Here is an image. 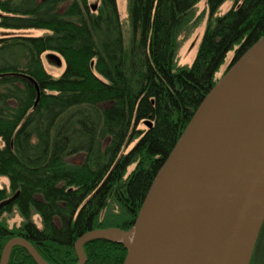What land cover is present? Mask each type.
<instances>
[{"label": "trees", "instance_id": "trees-1", "mask_svg": "<svg viewBox=\"0 0 264 264\" xmlns=\"http://www.w3.org/2000/svg\"><path fill=\"white\" fill-rule=\"evenodd\" d=\"M199 1L129 0L127 41L117 0H100L96 11L88 0H0V27L51 31L0 37V176L10 182L0 202L18 193L0 209V261L6 243L21 236L48 263L76 264L82 234L134 225L227 54L238 46L235 61L264 35V0H233L222 15L226 0H207L195 60L179 66L180 34ZM46 52L65 59L59 77L45 69ZM148 119L151 127L137 128ZM13 211L23 221L10 227L4 214ZM83 250L85 264H123L128 252L106 239ZM8 264L37 263L15 245Z\"/></svg>", "mask_w": 264, "mask_h": 264}, {"label": "water", "instance_id": "water-1", "mask_svg": "<svg viewBox=\"0 0 264 264\" xmlns=\"http://www.w3.org/2000/svg\"><path fill=\"white\" fill-rule=\"evenodd\" d=\"M97 5H92L94 11ZM47 57L61 65L62 57ZM151 127L153 121L145 120ZM18 193L0 202V209ZM264 224V35L233 61L203 98L165 158L130 229H91L75 242L122 243L123 264H250ZM23 246L37 264H50L26 238Z\"/></svg>", "mask_w": 264, "mask_h": 264}, {"label": "rangeland", "instance_id": "rangeland-1", "mask_svg": "<svg viewBox=\"0 0 264 264\" xmlns=\"http://www.w3.org/2000/svg\"><path fill=\"white\" fill-rule=\"evenodd\" d=\"M90 6L96 4L100 5V0H88ZM118 9L121 17V21L123 23V30L125 33V38L128 41L131 35V25L129 20V0H117ZM233 6V0H226L221 7L219 8L216 15H222L227 12ZM1 13V12H0ZM209 8L207 6V0H200L194 10L193 17L190 24L187 28L180 34L178 49L176 53V62L179 66L182 65H192L197 55L202 37L206 30L208 20H209ZM51 31L48 29L41 28H28V29H8L4 27H0V37L14 36V35H28V36H42L50 33ZM238 46L233 48L226 56L224 63L220 67L219 71L216 74V79L221 78V76L225 73L226 69L229 67L231 62L233 61L236 49ZM46 52L42 56V60L45 66V69L48 73L55 77H59L66 68V61L62 57V64L58 65L56 62L47 57ZM56 53V52H54ZM149 126L142 121L138 125V129L146 130ZM138 139L134 140L129 146H127L126 151L130 150L133 145L136 143ZM135 165L130 166L129 170L131 171ZM7 187L10 190V182L8 177L0 176V188ZM4 217L7 219L10 227L19 226L23 218L17 211H13L12 213H5ZM34 220L38 225H41V218L38 215L34 216ZM116 227V226H109ZM107 228V227H106ZM87 258V256H86ZM87 261V260H86ZM77 264V263H76Z\"/></svg>", "mask_w": 264, "mask_h": 264}, {"label": "flooded vegetation", "instance_id": "flooded-vegetation-1", "mask_svg": "<svg viewBox=\"0 0 264 264\" xmlns=\"http://www.w3.org/2000/svg\"><path fill=\"white\" fill-rule=\"evenodd\" d=\"M250 264H264V224L258 236Z\"/></svg>", "mask_w": 264, "mask_h": 264}]
</instances>
